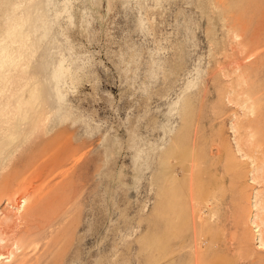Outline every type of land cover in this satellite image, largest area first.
Segmentation results:
<instances>
[{
    "label": "rangeland",
    "instance_id": "rangeland-1",
    "mask_svg": "<svg viewBox=\"0 0 264 264\" xmlns=\"http://www.w3.org/2000/svg\"><path fill=\"white\" fill-rule=\"evenodd\" d=\"M4 210L0 264H264V0H0Z\"/></svg>",
    "mask_w": 264,
    "mask_h": 264
},
{
    "label": "bare ground",
    "instance_id": "bare-ground-1",
    "mask_svg": "<svg viewBox=\"0 0 264 264\" xmlns=\"http://www.w3.org/2000/svg\"><path fill=\"white\" fill-rule=\"evenodd\" d=\"M40 96H41V95L38 94L37 92H32L31 95H30V97L28 98V103H29V104H33V103H35V101H36L38 98H39V99L41 98ZM251 138H252V137H251ZM250 145H251V144H250ZM256 147H257V146H256ZM242 148H243V147H242ZM28 194H29V192H28ZM28 194L25 193L24 195H22V196H23V197H22V203H26V202H28V201H27L28 198H29V200H30V197H29L30 195H28ZM30 194H31V193H30ZM20 199H21V198H20ZM36 203H37V202H36ZM6 205H11V203L9 202L8 199H7V201H6ZM12 207H13V206H12ZM4 209H5V208H4ZM6 210H7V209H6ZM7 211H9V210H7ZM16 211H17V210H16ZM10 212H11V211H10ZM10 212L5 213V210H4V212H2V211L0 212V215L6 216V215H8ZM19 212L21 213V211H19ZM14 213H15V212H14ZM14 213H13V214H14ZM11 214H12V213H11ZM23 214H24V213H23ZM9 215H10V214H9ZM9 215H8V216H9ZM3 216H2V217H3ZM4 218H5V217H4ZM20 218H21V217H20ZM20 218H19V219H20ZM5 219H6V218H5ZM7 219H8V218H7ZM261 219H262V218H261ZM263 221H264V220H263ZM8 222H9V221H8ZM21 222H22V221H21ZM256 222H257V221H256ZM15 223H16V222H15ZM258 223H259V222H258ZM0 224H1V222H0ZM11 224H12V223H11ZM6 225H7V224H6ZM258 225H259V224H258ZM263 225H264V223H263ZM263 225H262V226H263ZM3 226H4V225H3ZM10 226H11V225H10ZM4 227H5V226H4ZM6 227H8V226H6ZM10 230H11V229H10ZM10 230H9V231H10ZM13 230H14V229H13ZM262 230H263V231H262ZM262 230H261V229L259 230V232H260V233H259V235H260V236H259V237H260V239H259V240H260L259 245H260V246L258 247V248H261V249L264 248V229H262ZM11 232H12V231H11ZM1 233H2V232H1ZM1 233H0V234H1ZM10 234H11V233H9V235H10ZM2 235H4V234L2 233ZM13 235H14V234H13ZM4 236H5V235H4ZM7 237H8V236H7ZM11 237H12V236H11ZM17 237H18V236H17ZM17 237H16V238H17ZM16 238H15V239H16ZM15 239H14V240H15ZM5 240H7L6 236H5V237H1V236H0V242H1V243L4 242ZM17 240H18V239H17ZM27 240H28V239H27ZM1 243H0V261H2V260H4L5 258L8 257V256L5 255V252L3 251V247H4V246L1 245ZM6 246H8V245H6ZM24 248H25V247H24ZM22 252H23V251H22ZM10 254H11V253H10ZM22 263H23V262H22Z\"/></svg>",
    "mask_w": 264,
    "mask_h": 264
}]
</instances>
